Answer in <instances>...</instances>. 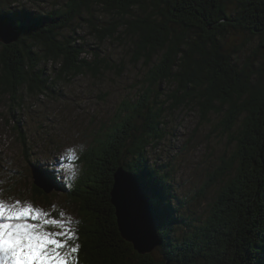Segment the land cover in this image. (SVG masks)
Listing matches in <instances>:
<instances>
[{"label":"trees","instance_id":"trees-1","mask_svg":"<svg viewBox=\"0 0 264 264\" xmlns=\"http://www.w3.org/2000/svg\"><path fill=\"white\" fill-rule=\"evenodd\" d=\"M23 2L0 0V19L21 34L17 42L0 43V84L13 98L21 87L52 95L55 79L97 71L81 57L84 45L63 32L94 6L119 18L132 37L135 59L144 57L149 67L141 97L123 102L117 118L81 156L80 178L69 191L81 214L75 264H156L152 252L136 250L118 226L111 190L119 166L134 173L150 196L164 237L160 264L179 262L178 249L197 256L207 250L213 257L205 264H214L224 245L233 248L234 264H264V0H70L48 12ZM114 28L107 27L111 33ZM240 30L254 37L245 39ZM254 39L260 42L253 51L257 59L240 60ZM47 62L60 64L55 77L47 75ZM187 105L203 118L218 113L238 147L215 174L214 182L234 178L216 188L213 213L200 234L193 233L197 219L188 198L175 192L169 163L156 161L152 153L164 137L168 109ZM235 161L240 164L233 174ZM214 182L201 188V197ZM205 247H215L214 252Z\"/></svg>","mask_w":264,"mask_h":264},{"label":"rangeland","instance_id":"rangeland-1","mask_svg":"<svg viewBox=\"0 0 264 264\" xmlns=\"http://www.w3.org/2000/svg\"><path fill=\"white\" fill-rule=\"evenodd\" d=\"M67 2L70 0H24L23 4L34 11L48 12L67 7ZM117 19L94 6L91 10H83L81 17L76 16L69 28L63 31L67 36L72 35L76 43L84 45L86 51L81 57L98 67L97 71L55 79L52 95L27 92L21 87L18 90L20 94L13 98L0 84V172L7 177L6 188L10 195L28 196L47 207L51 216L57 219L61 217L52 210V205L66 208L68 215L80 221L79 206L70 199V190L65 186L62 189L54 174L49 172L48 165L41 161L58 157L69 143L85 142L90 148L102 127L105 124L109 126L120 114L121 104L141 97L145 74L149 71L144 57L135 59L131 36ZM107 27H115L113 33ZM234 32L230 35L233 36ZM241 34L248 40L254 37L250 32ZM259 43L258 39L252 40L251 48L242 53L240 60L244 61L250 55L257 59L253 51ZM262 54L258 52L257 55L261 58ZM45 67L47 75L50 72L51 77H55L60 64L47 62ZM163 87L169 88L166 84ZM220 120L221 116L215 112L203 118L192 105L170 108L166 114L164 137L152 150L156 161L169 163L168 170L175 192L188 198V208L197 219L193 222L198 224H195L193 233L200 234L203 226L206 227L204 224L213 213V203L218 195L215 194L216 188L234 178H219L214 182L219 167L224 166L223 160L231 162L238 148L236 137L223 130ZM231 164L235 174L234 170L240 162ZM38 181L52 188L47 192L38 185ZM208 182L214 184L208 188L206 196L201 197L199 192ZM37 187L48 196H40ZM147 196L150 200L149 194ZM158 235L163 243L164 237L159 231ZM61 238L66 239L67 236ZM216 240L214 238L212 242ZM162 243L152 251L156 264L163 262ZM215 247L205 249L213 253ZM218 249L214 255L216 259L212 261L214 264H234L233 248L224 245V248ZM177 252L180 261L174 264H205L206 260L211 262L210 257H213L207 250L199 256L193 252L180 253L182 251L179 249ZM184 256L191 260L185 262Z\"/></svg>","mask_w":264,"mask_h":264},{"label":"clouds","instance_id":"clouds-1","mask_svg":"<svg viewBox=\"0 0 264 264\" xmlns=\"http://www.w3.org/2000/svg\"><path fill=\"white\" fill-rule=\"evenodd\" d=\"M86 148L85 142L69 143L58 157L41 163L48 165V170L54 174L57 182L71 190L80 178L83 168L81 156ZM7 182V177L0 172V264H52L47 258L38 255L37 233L41 232L38 226L45 217L35 213L29 215L34 208L51 216L49 209L28 196L10 195L6 188ZM51 207L54 212L64 211L68 215L67 209L58 204ZM45 227H51L53 231L57 229L54 225Z\"/></svg>","mask_w":264,"mask_h":264},{"label":"water","instance_id":"water-1","mask_svg":"<svg viewBox=\"0 0 264 264\" xmlns=\"http://www.w3.org/2000/svg\"><path fill=\"white\" fill-rule=\"evenodd\" d=\"M20 32L7 21L0 19V41L5 44L17 42ZM40 187L48 192L50 188L42 181ZM52 185V184H51ZM112 202L116 208L118 226L123 235L140 253H150L162 243L158 235L153 208L137 176L119 166L114 173Z\"/></svg>","mask_w":264,"mask_h":264},{"label":"snow or ice","instance_id":"snow-or-ice-1","mask_svg":"<svg viewBox=\"0 0 264 264\" xmlns=\"http://www.w3.org/2000/svg\"><path fill=\"white\" fill-rule=\"evenodd\" d=\"M32 213L45 217L38 226L41 229V232L37 233L39 237L38 255L47 258L52 264H57V262L58 264H75L76 254L80 249V244L76 242V225L80 223L79 220L67 215L64 211L58 213L61 219L34 208L31 209L29 215ZM45 225H54L58 231H53L51 227H45ZM33 227L36 226L33 225ZM65 235L67 238L62 239L61 237Z\"/></svg>","mask_w":264,"mask_h":264},{"label":"bare ground","instance_id":"bare-ground-1","mask_svg":"<svg viewBox=\"0 0 264 264\" xmlns=\"http://www.w3.org/2000/svg\"><path fill=\"white\" fill-rule=\"evenodd\" d=\"M144 188V187H143ZM42 190V189H41ZM117 215V214H116ZM154 220L156 221V218L154 217ZM163 246V245H162Z\"/></svg>","mask_w":264,"mask_h":264}]
</instances>
